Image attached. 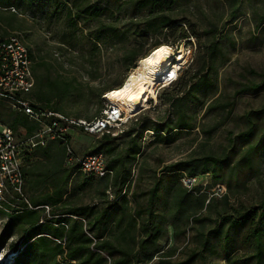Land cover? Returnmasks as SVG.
I'll list each match as a JSON object with an SVG mask.
<instances>
[{
  "label": "rangeland",
  "instance_id": "1",
  "mask_svg": "<svg viewBox=\"0 0 264 264\" xmlns=\"http://www.w3.org/2000/svg\"><path fill=\"white\" fill-rule=\"evenodd\" d=\"M139 1L0 2L2 30L22 34L33 61L35 84L38 80L52 83L62 77L75 88L64 96L56 93L61 97L52 102L67 116L91 118L101 112L106 103L104 94L119 87L140 57L158 44H168L179 50L183 46L184 53L189 57L191 51L194 62L197 59L199 63L204 60L207 50H216L211 64L210 88L207 90L200 86L181 101L193 125L192 130L174 128L176 110L173 106L170 107L169 119L165 118L166 107L170 106L169 98L179 94L171 88L163 93L161 99L162 90L159 92L156 104H148V107L136 111L125 125V133L131 131L130 134H120L113 144L102 145L100 136L87 135L79 129L71 132V151L75 154L102 151L112 161L117 180L102 196L98 192L103 184L96 178L84 189L72 192L80 177L71 175L69 195H66L68 204L104 206L115 197L113 191L127 181L122 194H126L129 207L142 209L146 207L148 198L144 193L153 187L157 177H161L163 181L154 206V220L161 223L165 231L159 255L171 262H179L187 260L195 252L201 255L190 264H254L251 257L257 247L249 240L247 232L254 228L256 220L233 226L229 217L258 209L264 202V114L256 117L257 112L264 109V0H167L164 6L154 11L139 8ZM90 11L101 13L98 18H93ZM157 13L184 23L172 31L150 34L141 43L134 33ZM74 17L76 25L69 23ZM99 29L108 36L96 49L92 37ZM182 30H187L189 35L186 43L178 44L176 37ZM71 35L73 37L67 45L59 43L60 38L68 39ZM213 39L217 40L216 45L212 44ZM126 55H131L132 60L124 61ZM189 75H192V70ZM252 85L258 87L236 94L243 87ZM36 86L33 94L37 92ZM213 96L219 97L222 104L233 103L230 114L227 110H205ZM15 116L9 106L0 104L1 120L10 124ZM250 120L254 121V128L249 138L244 139L241 134L249 129ZM120 130L123 128L115 129V133ZM250 145L259 151L251 171L242 173L238 180H228L226 166L218 174L223 178L218 182H214L210 173L198 176L195 186L190 188L200 190L196 196L191 192L185 209L176 213L165 204L166 189L170 186L191 189L178 180L177 175L181 172L164 173V167L181 161H197L206 156L225 158L231 166ZM39 159L40 155L36 153L34 161ZM189 168L201 169L200 163L194 162ZM202 200L204 207L192 220L190 211L197 208ZM9 203L17 205L18 202L7 197L4 204ZM2 207L0 264H14V257H19L22 250L24 234L10 224L6 216L10 209ZM217 227L221 228L222 236L214 235ZM261 232L260 244L264 247V224ZM12 246H19L18 251L14 252Z\"/></svg>",
  "mask_w": 264,
  "mask_h": 264
},
{
  "label": "trees",
  "instance_id": "2",
  "mask_svg": "<svg viewBox=\"0 0 264 264\" xmlns=\"http://www.w3.org/2000/svg\"><path fill=\"white\" fill-rule=\"evenodd\" d=\"M3 1H5L4 3L11 4L15 0ZM30 2L31 0H29ZM166 3L167 0H140L138 6L139 8H151L154 11L155 9H160V6H164ZM100 13L90 11L89 15L93 18H98ZM69 23L76 25L77 21L75 17ZM183 23V21L172 19L164 13H157L150 16L143 23V27L138 32H135L134 35L142 43L148 39L150 34L163 30L172 31L179 24ZM101 31L103 29H99L92 37L93 46L96 49L97 45L100 42L102 43L103 39L108 36L103 35ZM107 33H109V29ZM188 35L187 30L180 31L176 37L178 39L177 42L181 43L188 38ZM71 37L73 35L68 39L60 38L59 43L63 46L67 45ZM212 42L213 45H216L217 40L213 39ZM215 53L216 50H207L204 60L201 63L197 59L194 62L193 59L181 71L177 80L162 90L160 99L163 97V93L171 88L179 92V94L172 95L169 98L168 105L170 106L166 107L165 117L169 119L171 114L170 107L173 106L176 110V123L174 128L179 131H190L193 129V125L187 117L185 109L181 106V101L191 91L198 90L200 86H204L207 90L210 88L211 64ZM127 60H132L131 55L125 56L124 61ZM191 70L192 75H189ZM33 77L34 85H37V92L33 94L32 91L29 98L34 103V106L41 111L47 110L55 114L67 116L57 104L53 105L52 102L53 99L61 97H58L56 93H62V96H64L65 94H69L72 89H75L71 85V82H68V80L62 77H58L52 83L48 80L45 83L38 80L35 84L34 70ZM257 87V85L245 86L239 92H236V94L253 90ZM158 104L160 105L159 102ZM232 106L233 103L226 102L222 104L220 103L219 97L214 98L213 96L205 110H227V114H230L233 108ZM99 113L91 118L83 119L89 121L97 117ZM262 114H264V109L259 110L256 117ZM15 115L10 124L1 119L0 121L7 124L14 131L23 129L26 131L25 134L27 136L35 132L38 124L32 122L25 115L17 113ZM69 117L82 119V117ZM248 122L250 123L249 129L241 134V137L244 139L249 138L255 124L251 120ZM125 128L126 126L116 136L103 134L100 136V143L102 145L106 143L113 144L120 134L125 133ZM130 132L127 131L125 134L129 135ZM65 152L66 147L59 141H52L45 147H35L25 157L23 192L25 193L24 196L26 197L28 205L20 204V210H13L9 205L3 204L7 209H10L6 213V216L9 217L10 224L17 226L24 234V240L21 246L22 250L19 257H14V264H190L201 255L200 253L194 252L188 256L187 260L171 262L164 256L158 254L160 251V242L165 232L162 224L159 222L156 223L154 220V206L163 181L161 177H157L153 187L147 193H144V196L148 198L146 207L142 209L129 207L126 194H122V189L127 181H123L119 189L113 191L115 197L104 206H99L98 204L69 205V197L66 196L67 194L69 195L68 183L71 180L69 176L74 175L80 177L77 185L73 187L72 192L84 189L94 177H85L78 172L76 173L75 167L67 166L65 163ZM94 152L103 153L100 150ZM258 152V149L254 145H250L242 151L240 159L236 163L231 164V166L225 158L206 156L197 161H181L167 165L162 172H181L183 175L179 174L177 177L182 184L185 178L198 179V176L202 177L207 173L213 175L214 182H218L223 180L218 174L227 166L228 180H238L242 173L253 169L255 157ZM36 153L40 155L38 161H34ZM103 155L106 160V169L111 173L103 178H96L99 180V183L103 184L101 191L99 190L98 192H101L100 195L102 196L105 195L108 188L111 189V185H115L117 180V176H115L112 167V161H109L104 153ZM194 162L200 163L201 169L189 168ZM175 188L176 186L174 185L167 188L164 199L166 205H170L172 209H175L176 213H180L181 210L185 209L191 195L196 196L200 189L197 187L190 188L191 190ZM209 202L210 200L206 205ZM203 207L204 200L201 201L197 208L190 211L192 220L197 218V212H200ZM235 213L237 214V212ZM238 214L236 217H229V221L233 226H237L241 222H247L248 220H251L250 222L256 220L254 228L247 232L249 240H252L257 247L251 258L254 260V264H264L262 263L264 262V247L260 244L261 227L264 224V202L261 203L258 209H249ZM214 235L222 236L220 227H217ZM225 237L226 235L224 234L223 238ZM11 249L17 252L19 246H12ZM155 259L157 260L155 261Z\"/></svg>",
  "mask_w": 264,
  "mask_h": 264
},
{
  "label": "built area",
  "instance_id": "3",
  "mask_svg": "<svg viewBox=\"0 0 264 264\" xmlns=\"http://www.w3.org/2000/svg\"><path fill=\"white\" fill-rule=\"evenodd\" d=\"M11 9L16 13L13 8ZM171 48L173 49V47ZM173 50L175 52L179 51V49ZM178 57L176 56L175 60ZM192 60V54L189 51L188 60L178 70L177 75L166 77L168 79L167 87L177 80L181 71ZM33 70L30 51L22 34L19 32L4 33L0 25V104H6L14 113L25 115L32 122L38 124L35 132L27 136L26 131L23 129L14 131L7 124L0 121L1 208H3L2 206L7 197H11L13 201L18 202L17 205L9 203L13 210H20V204L28 205L23 192L25 157L35 147H45L52 141H59L66 147L65 163L67 166L75 167L76 173L94 178H103L110 174L111 172L106 169V160L103 153L93 152L76 155L71 151L69 143L71 132L74 129H79L82 133L89 135L111 134V136H116L118 133H115V129L125 127L136 112L131 113V117L126 120L124 119V113L119 112L116 107L107 101L99 115L89 121L83 118L74 119L47 110L41 111L34 106L29 98L35 86ZM164 88H166L164 82L157 86V90H155L156 98ZM147 104H156V100L149 99ZM196 182V178H185L183 180V184L189 188Z\"/></svg>",
  "mask_w": 264,
  "mask_h": 264
},
{
  "label": "bare ground",
  "instance_id": "4",
  "mask_svg": "<svg viewBox=\"0 0 264 264\" xmlns=\"http://www.w3.org/2000/svg\"><path fill=\"white\" fill-rule=\"evenodd\" d=\"M186 42L184 40L183 44ZM183 48L181 46L180 50L175 53L165 44L155 47L137 61L119 87L108 90L104 94L103 100L124 113L126 120L140 107H148L149 99L157 101L155 96L157 86L164 82V87H167L166 77L176 76L178 70L188 60V55L184 53ZM176 56L179 57L175 60Z\"/></svg>",
  "mask_w": 264,
  "mask_h": 264
}]
</instances>
